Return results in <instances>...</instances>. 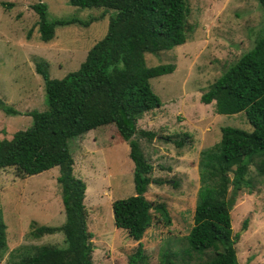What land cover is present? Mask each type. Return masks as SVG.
<instances>
[{"label":"rangeland","instance_id":"374dc122","mask_svg":"<svg viewBox=\"0 0 264 264\" xmlns=\"http://www.w3.org/2000/svg\"><path fill=\"white\" fill-rule=\"evenodd\" d=\"M186 41L169 51L144 54L147 67L171 64L170 74L149 80L160 107L144 114L136 130L150 131L152 140L138 137V145L152 166L145 198L164 204L169 223L153 217L139 241L145 264H161L162 254L185 247L184 236L192 225L198 183L199 152L216 146L219 129L250 132L243 113L218 115L213 102L204 105L200 95L246 52L264 28V17L255 0H184ZM46 5L47 19H75L80 24L57 26L47 43L39 40L32 4ZM0 99L16 115L0 111V139L31 125L27 114L46 110L43 82L35 73L42 66L50 79H62L78 69L87 51L106 33L110 10L80 9L66 0H0ZM166 138V139H165ZM167 138H172L167 141ZM182 139L183 147L173 141ZM73 175L86 188L83 204L86 228L92 234V264H126L138 242L115 229L110 204L133 195L132 163L128 147L112 125L98 127L68 144ZM264 156L254 158L244 177L248 185L236 193L229 211L236 259L239 264H264ZM57 168L23 179L12 168L0 171V213L5 225V247L0 264L15 263L24 248L46 245L64 248L61 232L33 238L31 223L59 227L64 220L56 183ZM228 189V197L230 196ZM246 220L245 229L242 222ZM201 259H204L202 257Z\"/></svg>","mask_w":264,"mask_h":264},{"label":"trees","instance_id":"16d2710c","mask_svg":"<svg viewBox=\"0 0 264 264\" xmlns=\"http://www.w3.org/2000/svg\"><path fill=\"white\" fill-rule=\"evenodd\" d=\"M66 1L75 8H100L113 15L108 17L105 35L87 51L76 71L59 80L50 79L47 71L36 65L46 110L29 112L28 128L14 132L10 139H0V171L12 168L16 177L23 179L57 168L56 183L64 214L59 227L31 223L29 231L33 238L61 232L64 248L25 247L22 257L12 264H92V234L86 228L83 204L86 188L73 175L68 144L107 125H112L118 138L126 143L132 163L133 195L111 202L113 226L138 242L126 264H145L139 241L154 215L166 224L169 218L164 204L153 205L144 196L150 184L159 182L150 177L152 166L137 138L149 141L155 135L137 131L135 124L144 114L160 107L149 80L172 73L174 66L147 67L144 54L155 55L185 43L188 9L184 0ZM255 1L264 17V0ZM30 9L37 16V33L43 43L52 40L57 26L88 24L75 19L49 21L43 3L32 4ZM199 102H213V111L218 115L242 112L251 131L222 127L214 149L199 152V188L192 225L184 236L185 247L176 252L166 250L161 264H239L234 249L237 236L232 237L229 211L236 193L248 185L244 179L248 166L254 158L264 156V28L253 45L207 87ZM0 111L6 116L17 114L1 99ZM173 144L176 148L184 145L182 139ZM259 172L264 175V162ZM245 225L246 220L241 229ZM4 231L0 213V252L5 247Z\"/></svg>","mask_w":264,"mask_h":264}]
</instances>
